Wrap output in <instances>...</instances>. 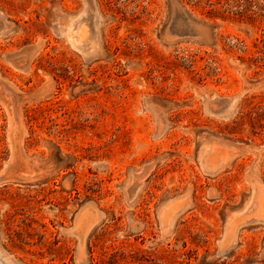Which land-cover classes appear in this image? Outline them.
<instances>
[{"label":"rangeland","instance_id":"rangeland-1","mask_svg":"<svg viewBox=\"0 0 264 264\" xmlns=\"http://www.w3.org/2000/svg\"><path fill=\"white\" fill-rule=\"evenodd\" d=\"M1 171L0 264H264V0H0Z\"/></svg>","mask_w":264,"mask_h":264},{"label":"bare ground","instance_id":"bare-ground-1","mask_svg":"<svg viewBox=\"0 0 264 264\" xmlns=\"http://www.w3.org/2000/svg\"><path fill=\"white\" fill-rule=\"evenodd\" d=\"M5 171V170H4ZM3 171H1L0 172V183L4 180V179H6V177L4 176V173H2ZM5 174H6V172H5ZM3 264H6V263H4V262H2Z\"/></svg>","mask_w":264,"mask_h":264}]
</instances>
